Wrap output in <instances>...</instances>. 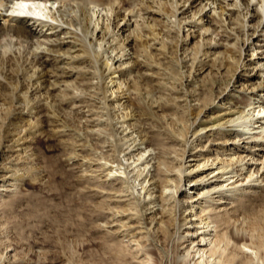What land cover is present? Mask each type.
<instances>
[{"label": "bare ground", "instance_id": "obj_1", "mask_svg": "<svg viewBox=\"0 0 264 264\" xmlns=\"http://www.w3.org/2000/svg\"><path fill=\"white\" fill-rule=\"evenodd\" d=\"M262 42L264 0H0V189L22 184L11 156L41 117L58 123L50 103L77 101L66 80L88 75L107 126L85 124L107 158L93 173L125 185L115 227L135 230L140 264L254 261L264 207H225L264 183Z\"/></svg>", "mask_w": 264, "mask_h": 264}, {"label": "rangeland", "instance_id": "obj_2", "mask_svg": "<svg viewBox=\"0 0 264 264\" xmlns=\"http://www.w3.org/2000/svg\"><path fill=\"white\" fill-rule=\"evenodd\" d=\"M261 47L264 50V42ZM191 58L189 54L188 66ZM151 71L153 69L149 73ZM212 74L222 79L223 85L231 83L230 77L222 70L219 75L213 71ZM173 75L178 76V72ZM210 77L213 78L207 71H199L197 75L202 82ZM66 81L70 88L67 95L75 96L77 101L67 105L64 97L65 102H51L58 123L53 124L44 115L47 113L42 112L40 116H45L41 117L44 131L33 139H27L25 150L24 146L20 147L22 154L11 156L12 160H20L17 165L22 169L19 173L24 175V180L9 193L0 189L3 190L0 200V264H140L143 256L137 247L139 236L135 230L131 234L122 231L125 228L117 230L115 227V214L121 205L119 196L125 194V185L113 178L103 185L99 173H93L97 169L100 172V165L107 159H101L103 154L98 151L101 143L92 139L85 127L87 120L95 124L100 121L99 124L103 125L99 128L107 127L106 118L101 117L103 104L95 97L96 89L88 87L96 80L89 79L88 75H77ZM153 83L149 81L142 87L148 89ZM67 84H60V89ZM230 85L232 87L233 84ZM6 92L5 85L0 84V94ZM145 122L149 123V120ZM3 136V131H0V139ZM240 139L236 142L246 141ZM97 142L98 147L94 146ZM263 151L259 150L257 155ZM257 186L233 203L227 201L229 204L225 208L229 211L234 208L263 209L264 183ZM188 195H192L191 191ZM260 254L259 259L250 262L239 254L231 264H264V250Z\"/></svg>", "mask_w": 264, "mask_h": 264}]
</instances>
